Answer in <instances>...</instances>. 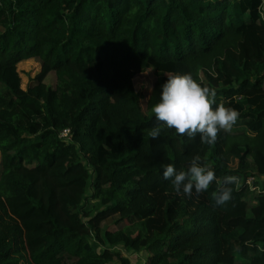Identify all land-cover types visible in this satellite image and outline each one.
I'll return each mask as SVG.
<instances>
[{
    "label": "trees",
    "instance_id": "obj_1",
    "mask_svg": "<svg viewBox=\"0 0 264 264\" xmlns=\"http://www.w3.org/2000/svg\"><path fill=\"white\" fill-rule=\"evenodd\" d=\"M29 57L39 68L22 87ZM185 73L239 112L211 145L151 111L167 74ZM196 155L217 179L239 177L226 204L215 182L189 197L164 179ZM255 172L264 0H0V264H129L120 246L146 250L143 264H264ZM85 199L98 201L85 211Z\"/></svg>",
    "mask_w": 264,
    "mask_h": 264
},
{
    "label": "clouds",
    "instance_id": "obj_2",
    "mask_svg": "<svg viewBox=\"0 0 264 264\" xmlns=\"http://www.w3.org/2000/svg\"><path fill=\"white\" fill-rule=\"evenodd\" d=\"M217 92L214 88L202 86L190 73L168 75L161 85L159 102L153 105L151 111L160 125L175 129L180 136L189 139L200 136L205 144L216 142L221 131L231 132L239 119V112L223 103H216ZM216 105L215 107H213ZM161 127L151 129L148 135L152 139L160 137ZM163 177L171 183L179 194L191 197L193 190L197 195L206 192L213 182L216 191L213 199L216 205H224L232 199L233 188L239 185L238 176L226 175L222 180L217 179L214 170L201 164V157L196 155L190 162L187 171H177L173 164L165 166Z\"/></svg>",
    "mask_w": 264,
    "mask_h": 264
},
{
    "label": "rangeland",
    "instance_id": "obj_3",
    "mask_svg": "<svg viewBox=\"0 0 264 264\" xmlns=\"http://www.w3.org/2000/svg\"><path fill=\"white\" fill-rule=\"evenodd\" d=\"M39 68V62L37 59L29 57L27 59H23L20 60L17 65H16V69H15V73L20 81V85L22 87H25L26 84L28 83V81L30 80L31 76L38 70ZM151 78V75H144V74H140L137 78H136V83L138 84L139 87H141L142 85L146 84V82ZM248 180L246 179L247 183L249 184V189L254 190L255 187L253 186V182L259 181V184L256 188H260L261 186V182L264 180L263 176H261L260 174H258V172H255L254 175L249 174L247 176ZM90 191V190H89ZM98 200H94V199H85L83 204H84V210L85 211H90V209L92 208L93 205L97 204ZM249 201V205L252 204V199H248ZM116 225H120V224H116ZM98 248V246H97ZM122 253H124L125 255L128 256L129 258V264H143V262L145 261L146 257H147V251L144 250L143 248L139 249V250H132V249H126L123 246H120ZM237 259H241L240 256H238V254H236V260Z\"/></svg>",
    "mask_w": 264,
    "mask_h": 264
},
{
    "label": "built area",
    "instance_id": "obj_4",
    "mask_svg": "<svg viewBox=\"0 0 264 264\" xmlns=\"http://www.w3.org/2000/svg\"><path fill=\"white\" fill-rule=\"evenodd\" d=\"M67 132H68V129H67V128H65V129H63V131H62V134H63V135H66V134H67ZM247 180H248V178H247Z\"/></svg>",
    "mask_w": 264,
    "mask_h": 264
}]
</instances>
